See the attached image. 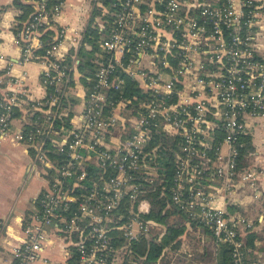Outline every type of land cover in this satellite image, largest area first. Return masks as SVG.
<instances>
[{"label":"built area","instance_id":"1","mask_svg":"<svg viewBox=\"0 0 264 264\" xmlns=\"http://www.w3.org/2000/svg\"><path fill=\"white\" fill-rule=\"evenodd\" d=\"M64 2L30 0L31 10L17 21L21 59L40 60L45 67L47 94L28 106L32 116L49 112L47 127L33 121L12 133L21 99L14 93L0 96V141L11 137L34 144L38 158L53 169L38 206L24 218L13 264L40 259L53 232L72 246V264L130 260L132 241L157 224L145 216L149 209L143 202L144 181L153 184L160 176L162 143L152 144L160 122L181 137L174 151L172 204L211 230L216 245H227L232 264H260L249 259L245 218L228 208L237 187L253 178L239 165L240 138L249 133L250 121L264 114V52L258 50L255 0H117L100 21L107 36L100 41L93 75H87L85 105L74 125L57 113L73 67L62 50L67 28L58 24ZM146 54L164 65L176 58L180 66L167 80L160 71L143 72L144 94L115 99L111 91L123 87L122 71L137 79L136 62ZM202 57L213 67L205 71ZM194 69L206 95L177 108L166 104L176 74ZM120 102L128 116L115 112ZM56 119L62 121L57 128ZM50 149L63 155L61 161L48 154ZM4 225L0 219V235Z\"/></svg>","mask_w":264,"mask_h":264},{"label":"crops","instance_id":"2","mask_svg":"<svg viewBox=\"0 0 264 264\" xmlns=\"http://www.w3.org/2000/svg\"><path fill=\"white\" fill-rule=\"evenodd\" d=\"M255 2L258 6V15H260L258 50L264 52V0H255ZM112 8V5L104 4L103 0H65L58 17V24L67 28V37L63 42L62 50L65 51L67 62L71 63L73 67L70 78L64 85L63 97L57 107V113L70 124L74 125L79 120V114L85 105L89 84L86 71L82 70L81 66L79 67L80 57L77 50L83 45L87 49L93 48L91 41L88 40L87 29L91 23L99 26L100 21L107 18V11ZM30 10V0H0V52L4 55L3 58H0V96L3 93L9 95L14 93L21 99L16 106L17 113L12 120V133L29 127L33 121H37L42 129L47 127L45 116L49 112L38 114L41 116H32L28 106V102H36L45 98L47 94V85L43 80L44 64L40 60L23 61L21 45L16 41L19 28L17 21L25 17ZM97 10L98 12H96ZM107 26L109 27L110 24ZM100 31L104 35L102 34L103 36L99 38V43L102 38L107 36L105 29H100ZM100 52L101 49L95 50L94 61ZM200 61L206 63L205 71L213 67L204 57ZM179 66L178 60L172 57H170V64L167 65L158 62V59L154 63L150 54L139 58L136 62V69L139 70V73L136 77L142 88L141 94H144L148 88V79L145 78L143 72L160 71L164 79L167 80L171 74L176 73L175 70ZM176 76L179 80L175 83V91L167 96L166 104L177 108L179 105L195 102L206 95L202 83L197 81L195 69L193 72L177 73ZM125 105V102L117 104L115 112L121 116H128ZM59 123L61 124L62 121L59 120ZM160 123L156 132L164 131L166 135L173 137L172 134L165 131L162 122ZM249 129L252 149L246 154L244 166L251 170L253 178L246 185L237 187L235 198L228 204V208L231 212L241 214L245 218V235L249 232L256 233L254 245L250 246L254 253L253 261L264 264V257L262 258L264 256V114L253 118L250 121ZM54 135L53 133L52 136ZM157 143H162V141H156L155 144ZM168 148L173 151L171 145H168ZM223 151H226L224 147ZM50 169L51 166L44 164L38 158L34 144L11 137L0 141V219L5 221L0 235V264H13L12 250L20 242L24 218H27L38 206L40 196L48 189L51 179ZM217 202L222 204V198ZM143 204L147 209L150 208L148 197ZM155 221L157 224L152 226V229L161 225L156 219ZM194 221L188 216L184 217L186 231L181 236V240L184 235L193 238L197 231L200 239L205 237L204 229L208 228L196 221L195 224ZM188 222L191 224V228L187 227ZM150 233L151 231L146 236H150ZM182 241L181 245L183 246ZM212 241L213 247L209 248V256L201 257V260L207 264H219L216 252L219 246L216 245L214 239ZM198 242L196 245L200 244ZM71 247L67 238L61 233L53 232L46 241L41 258L28 264H72L73 258L69 252ZM194 248L195 244H190L186 253L187 251L191 254L195 253ZM180 249L181 246L177 251ZM174 253L176 250L169 245L166 246L157 263L179 264L178 261L182 260L178 255L174 258L172 255ZM197 256L200 255L195 254V257Z\"/></svg>","mask_w":264,"mask_h":264},{"label":"trees","instance_id":"3","mask_svg":"<svg viewBox=\"0 0 264 264\" xmlns=\"http://www.w3.org/2000/svg\"><path fill=\"white\" fill-rule=\"evenodd\" d=\"M113 1L116 2L117 0H103L104 4L110 6L112 5L114 7ZM96 12H98V10ZM87 34L88 40L91 41L93 48L87 49L83 45L78 48L77 54L80 57L79 67L81 66V69L86 71L85 74L93 75L97 66L93 59L94 52L95 50L101 49L99 47L100 43L98 40L104 35V33L100 31L98 25H92L91 23L87 29ZM122 76L124 79L123 87L120 90L111 91L114 98L132 97L134 95L140 96L142 88L139 86L137 79L126 71H122ZM15 113H17V110ZM56 123L57 126H60L58 125V119H56ZM220 135L221 134L216 137L214 143H218L221 139ZM240 139L244 142V144L240 147L239 165L244 166L247 158L246 154L252 149V142L249 133L242 135ZM160 140L162 141L158 156L160 176H158V179L153 184H149L148 182L146 183L145 181L144 183L145 187L148 189L145 195L150 200V208L149 211L145 213V216L156 219L161 225L152 229L150 236H143L140 240L132 241L131 244L134 248L133 254L130 260H128L127 257L124 264H134L131 260L136 259L139 264H159L157 263V260L163 253L165 247L169 245L174 250H177L181 246V236L186 231V226L183 221L184 217L188 215L184 210H180L175 204H172L171 201L172 186L174 184L173 177L176 167L174 151L177 148V144L181 141V137L178 135L173 137L168 136L164 131L156 132L154 138L152 139V144ZM50 141L51 138L48 137L46 147H51ZM168 143L173 147V151L168 148ZM48 154L54 159H60L59 161H61L63 157L59 151L52 149L48 151ZM50 170L52 172L53 169ZM170 204L172 205V208H169L168 205ZM204 232H206L204 236H207L210 241L204 243L203 245L195 244L194 251L195 254L207 257L209 255V248L213 247V236L211 230L208 231V229H204ZM114 233L116 234L117 232ZM246 236L247 244L249 246L254 245L256 233L249 232ZM216 252L219 263L232 264L230 249L227 245H220Z\"/></svg>","mask_w":264,"mask_h":264},{"label":"rangeland","instance_id":"4","mask_svg":"<svg viewBox=\"0 0 264 264\" xmlns=\"http://www.w3.org/2000/svg\"><path fill=\"white\" fill-rule=\"evenodd\" d=\"M169 144V143H168ZM170 145V144H169ZM226 148H225V146H224V150H225ZM159 166H158V174H159ZM169 206V208H172V205L170 204V205H168ZM191 224L188 222L187 223V227H189V228H191V226H190ZM245 237H246V241H247V236L245 235ZM200 238V236H199V234H198V231H197V233H196V235H194V237L192 238L191 236H188V235H184L183 236V246L181 245V249L179 250V251H177L176 250V253H174V254H172V255H174V258L178 255V257H180V260H182V261H178V263L179 264H207V263H204V262H202V260H201V257H204V256H197V257H195V253H189L188 251H187V253H186V250H189L188 248H189V246H190V244L192 245V244H196L198 241L200 242V244H203V243H207L208 241H210V239L206 236V237H202L203 238V240H202V238L201 239H199ZM185 241V242H184ZM198 242V243H199ZM208 244H210V243H208ZM251 253H250V255H249V259H250V261L251 262H254L253 261V259H254V253H253V251H252V249H251V251H250ZM258 254H259V252H258ZM207 256V255H206ZM209 256V255H208ZM207 256V257H208ZM262 256V255H261ZM264 256H262V258H263ZM261 264V263H260Z\"/></svg>","mask_w":264,"mask_h":264}]
</instances>
